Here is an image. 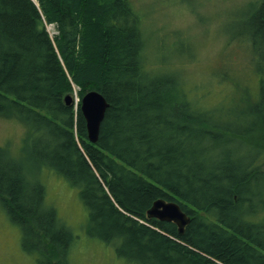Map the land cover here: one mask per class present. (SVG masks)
I'll use <instances>...</instances> for the list:
<instances>
[{"label": "trees", "instance_id": "1", "mask_svg": "<svg viewBox=\"0 0 264 264\" xmlns=\"http://www.w3.org/2000/svg\"><path fill=\"white\" fill-rule=\"evenodd\" d=\"M251 3L230 41L261 74L258 96L227 121L188 99L180 72L148 68L130 0H0V116L27 129L23 154L0 146V204L37 264H70L79 237L28 180L33 166L77 187L85 234L132 264H264V0ZM75 88L110 104L95 144L80 102L66 103ZM158 199L191 217L183 234L148 218Z\"/></svg>", "mask_w": 264, "mask_h": 264}, {"label": "rangeland", "instance_id": "2", "mask_svg": "<svg viewBox=\"0 0 264 264\" xmlns=\"http://www.w3.org/2000/svg\"><path fill=\"white\" fill-rule=\"evenodd\" d=\"M257 1L130 0L141 12L149 39L148 68L180 72L188 99L201 108L219 111L227 121L233 114L251 110L246 98H257L261 74L238 43L239 38L230 41V37L238 30L240 16ZM48 30L57 35L55 26ZM177 45L182 48L180 53ZM26 132L19 121L0 116V146L9 148L13 155L23 154ZM30 169L28 180L45 186L46 203L54 206L59 218L79 237L70 264H132L119 257L114 246L85 234L88 209L77 187L48 168ZM260 171L264 177V165ZM258 184L264 186V180L258 178ZM259 205L254 220L264 224V197ZM0 264H37L36 258L23 250L21 230L1 204Z\"/></svg>", "mask_w": 264, "mask_h": 264}, {"label": "water", "instance_id": "3", "mask_svg": "<svg viewBox=\"0 0 264 264\" xmlns=\"http://www.w3.org/2000/svg\"><path fill=\"white\" fill-rule=\"evenodd\" d=\"M72 100L71 95L66 96L67 104H71ZM109 106L107 99L97 91H89L81 98L80 110L86 119L88 138L92 143H96L99 139L101 124ZM147 216L150 219L156 218L160 221L175 223L181 234L191 221V217L183 211L178 202L166 199L156 200L147 211Z\"/></svg>", "mask_w": 264, "mask_h": 264}, {"label": "bare ground", "instance_id": "4", "mask_svg": "<svg viewBox=\"0 0 264 264\" xmlns=\"http://www.w3.org/2000/svg\"><path fill=\"white\" fill-rule=\"evenodd\" d=\"M45 23V22H44ZM45 25H47V23H45ZM50 25H54V24H50ZM47 32L49 33V35H50V37L53 39L55 36H52V34L48 31V26H47ZM55 41V40H54ZM53 41V42H54ZM92 91H96V90H92ZM87 92H89V91H87ZM86 92V93H87ZM97 92H99V91H97ZM100 93V92H99ZM102 94V93H101ZM103 95V94H102ZM104 96V95H103ZM105 97V96H104ZM106 98V97H105ZM108 101V100H107ZM109 103V102H108ZM110 105V104H109ZM80 112H81V110H80ZM81 114H82V112H81ZM82 116H83V114H82ZM83 118H84V116H83ZM84 120H85V123H86V119L84 118ZM76 123H77V120L75 121V125H76ZM86 129H87V123H86ZM100 136V135H99ZM87 138H88V129H87ZM88 140H89V138H88ZM99 140V139H98ZM89 142L90 143H92L90 140H89ZM98 142V141H97ZM96 142V143H97ZM93 144H95V143H93Z\"/></svg>", "mask_w": 264, "mask_h": 264}]
</instances>
